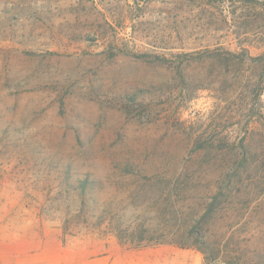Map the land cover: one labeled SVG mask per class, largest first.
<instances>
[{"label": "rangeland", "instance_id": "rangeland-1", "mask_svg": "<svg viewBox=\"0 0 264 264\" xmlns=\"http://www.w3.org/2000/svg\"><path fill=\"white\" fill-rule=\"evenodd\" d=\"M236 169L237 189L184 202L223 193L210 240L264 264V0H0V264H207L78 221L81 185L90 208L156 220L159 182Z\"/></svg>", "mask_w": 264, "mask_h": 264}, {"label": "trees", "instance_id": "trees-1", "mask_svg": "<svg viewBox=\"0 0 264 264\" xmlns=\"http://www.w3.org/2000/svg\"><path fill=\"white\" fill-rule=\"evenodd\" d=\"M216 54L215 52L214 55ZM228 55L235 57L233 53H228ZM220 56L218 54L215 57ZM201 166L208 167L214 166V164L203 162ZM240 173L236 169L222 182V179L220 181L216 179V181L202 182L204 180L200 177L194 178L189 174L159 182V187L161 185L162 188L163 200L160 208L161 212H159L156 220H149L145 218V214H139L133 220L128 221L121 213H110L105 212L104 209L90 208L89 196L83 183L81 185L82 191L79 194L80 211L76 217H78V221L81 218L85 219L84 222L86 223H92L93 218L91 217H95L98 222H94V224L97 225L100 231L115 236L120 244L124 246L141 248L152 245H174L181 249L198 250L204 255L207 264H232L225 256L228 244L218 243L217 246H214L209 237L214 218L223 210L224 205L222 206V198L220 197H223L224 194L219 191V194L216 193L211 201L199 202L200 204L197 205H188L184 201H187V196L190 193L205 184L215 189L222 187V184L227 182L228 187L237 189L240 183ZM173 197L183 199V202H174L175 200H171ZM73 221L71 218V220H66V223H64V236L70 233Z\"/></svg>", "mask_w": 264, "mask_h": 264}, {"label": "bare ground", "instance_id": "bare-ground-1", "mask_svg": "<svg viewBox=\"0 0 264 264\" xmlns=\"http://www.w3.org/2000/svg\"><path fill=\"white\" fill-rule=\"evenodd\" d=\"M138 261H139V264H186V262L173 259L169 255H158V256L149 257V258H147V255H146V257Z\"/></svg>", "mask_w": 264, "mask_h": 264}]
</instances>
